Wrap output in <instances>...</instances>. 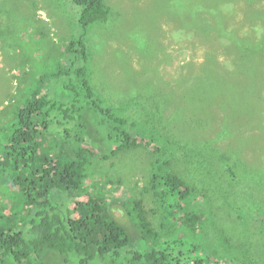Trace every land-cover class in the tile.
I'll list each match as a JSON object with an SVG mask.
<instances>
[{
  "label": "trees",
  "instance_id": "1",
  "mask_svg": "<svg viewBox=\"0 0 264 264\" xmlns=\"http://www.w3.org/2000/svg\"><path fill=\"white\" fill-rule=\"evenodd\" d=\"M72 2L80 8L81 33L67 41L51 78L47 73L30 76L20 97L11 100L10 111L0 114V264H180L182 254L173 248L182 244L193 256L190 264H221L224 257L227 262L222 264H264L257 257L252 260L248 248L234 246L222 229L204 244L188 243V233L205 232L208 226L211 213L205 202L221 197L231 203L227 179L236 174L240 178L238 166L219 154L209 156L204 143L192 146L164 133L146 102L102 94L91 80L87 35L108 23L113 12L105 0ZM179 2L190 9L200 4ZM256 11L249 12L250 17L263 22L264 12ZM171 18L175 25L182 19L173 11ZM236 41L241 61L251 64L255 74V68H261L257 80L262 82L264 56L248 38ZM49 79L61 81L65 100L52 96ZM172 100L178 123L187 113V97L180 94ZM140 147L153 157L144 186L151 197L148 206L128 188L112 187L108 173L96 172L99 161ZM193 161L217 165L221 177L214 197L177 167ZM82 193L87 199L78 200ZM119 201L121 216L114 213V202ZM139 239L147 247L132 250ZM254 251L264 257V251Z\"/></svg>",
  "mask_w": 264,
  "mask_h": 264
},
{
  "label": "rangeland",
  "instance_id": "2",
  "mask_svg": "<svg viewBox=\"0 0 264 264\" xmlns=\"http://www.w3.org/2000/svg\"><path fill=\"white\" fill-rule=\"evenodd\" d=\"M105 1L113 12L111 19L87 35L96 88L113 100L146 102L164 133L192 146L204 143L209 156L219 154L238 166L240 178L236 174L227 179L233 195L228 204L214 197L221 177L217 165L177 163L188 181L214 197V207L205 202L211 213L205 232L188 233L186 240L204 244L222 229L234 246L249 249L252 260H264L263 252L254 251H264V80H257L259 66L255 74L251 64L241 61L242 51L235 44L248 38L254 51L264 56V21L249 13L264 12V0H199L193 9L179 0L174 6L172 0ZM180 9L181 14H175ZM172 11L182 18L177 25ZM79 16L80 8L72 0H0V114L20 97L30 76L47 73L51 78L52 69L64 58L61 50L81 33ZM58 82L47 83L53 86L52 96L65 100L67 91ZM180 94L187 97V113L177 123L172 99ZM152 158L150 150L135 148L99 161L96 172L108 173L112 187L128 188L148 206L151 197L144 186ZM114 204V213L121 216L122 201ZM146 247L139 239L131 249ZM173 250L182 254L180 264L193 260L188 245Z\"/></svg>",
  "mask_w": 264,
  "mask_h": 264
}]
</instances>
